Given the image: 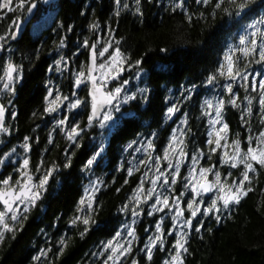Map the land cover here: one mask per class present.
I'll return each mask as SVG.
<instances>
[{"label": "snow or ice", "instance_id": "obj_1", "mask_svg": "<svg viewBox=\"0 0 264 264\" xmlns=\"http://www.w3.org/2000/svg\"><path fill=\"white\" fill-rule=\"evenodd\" d=\"M196 2L205 6L211 5L213 17L219 10L222 15L238 25L237 31L229 38L230 42L221 54L219 63L203 80V84L213 93L200 100L198 119L204 118L207 138L203 141V146L194 144L192 149H189L192 129L188 127L189 114L184 112L176 126L171 128L167 142L161 150L162 154H156L155 140L159 136V125L150 135L137 133V139L129 142L124 149L127 152L139 143L136 152H143L145 157L137 161L133 154V158L127 161V176L124 183L127 184L128 177L134 173L141 172L142 167L145 170L141 172L138 183L117 211L125 215L130 211L134 218L145 211L150 217H153L154 213H161L154 230L145 229V232H151V235L140 251L148 261H151L153 249L159 246L163 250L165 247V231L169 235L174 234L173 249L168 250L169 257L165 258L163 264H185L184 254L189 251L187 244L190 231L194 229L196 233H200L203 230L206 221L202 217L214 214L216 222H221L224 218L223 213H230L232 207L240 204L242 198L253 190L251 187L253 176H258L264 170V0H196ZM114 4L117 6L114 9L117 17L121 12V4L123 9L130 8L128 0H114ZM132 5L134 7H131V10L142 15L141 0H132ZM36 7L37 0H0V9L6 10V13L20 12L19 16L12 19L8 29L0 34V134H10L5 113L26 81L24 64L17 63L14 59L16 49L11 47V42H15L20 35L19 21L26 14L32 13ZM172 7L173 10L182 9L185 20L191 23L192 15L184 7V0H173ZM6 13H0V17ZM81 14H84L83 10ZM248 17L251 19L246 20ZM198 18L204 19L205 14L201 12ZM242 21L245 22L241 23ZM63 27V22L58 21L57 28ZM88 27L95 33L99 29V22H91ZM72 28V25H68L67 31H71ZM56 31L54 28L53 32ZM108 31L107 39L97 36L90 42L85 38L83 43L76 47L74 56L82 53L84 49L87 50L86 60L80 62L78 70L73 71L69 68L68 58L64 55H60L47 68L49 72L54 69L58 73H63L67 69L72 73L71 91L68 95L63 94L60 87L51 85L50 80L45 81L42 114L52 118L53 125L65 133V139L76 149L82 147L78 141L87 130L93 129L97 124L106 129L118 128L126 117L133 119L135 116L131 111H123L125 106L131 103L147 105L151 100V89L147 84L143 87H129L131 78L140 81L146 75L143 68L144 55L133 61L122 51L123 38L116 39L111 35L115 31L112 28ZM64 45L65 38L61 37L57 47L62 48ZM39 48L38 45L35 50L37 58ZM158 51L167 55L172 49L161 47ZM5 52L7 55L3 54ZM126 70H131L133 77L124 79L122 73ZM161 70H165V66H161ZM237 83L245 89L246 94L242 98L234 88ZM197 89V84H188L187 87L181 85L180 97L165 96L168 106L164 110L163 120L175 119L181 111L180 105L195 99V95L199 94ZM84 90L86 95L80 96L79 92ZM5 96L8 97L7 105L2 102ZM173 99L176 103H173ZM229 106L239 111L241 125L247 132L246 136L242 137L240 132L232 136L229 123L225 119ZM65 109L71 115L63 114ZM84 110L88 113L87 123L83 127L79 121L72 123V118ZM57 113H61L62 118L54 115ZM11 115L15 118L18 113L12 111ZM254 116L260 121L258 130L253 124ZM147 126L150 127V123ZM103 141L102 136L99 147L93 144L95 150L81 164L79 171L81 175L85 173L89 175V183L76 202L74 215L67 221L70 227L78 229L81 239L94 226L99 227V221L95 217L103 205L97 202L96 193L106 185L100 177L97 176L95 179L91 177L94 167L99 166L103 159L105 151ZM48 142L53 143L51 132ZM19 147L23 148L22 156L18 155L16 145L0 155V165H6L9 160H15L18 165L12 173L0 179L2 205L0 243L4 242L8 233L13 234L15 239V234L19 230L17 225L22 229L23 221L28 219V214L33 209L42 210L45 199L55 197L74 179L71 170L75 152L72 148H65L63 163L54 161L45 167V161L41 159L33 170L28 156L32 148L30 137L24 136ZM204 159L212 163L204 166L201 162ZM162 164L166 166L162 168ZM185 166L187 172L182 174L181 169ZM122 168L124 164H120L115 170L120 171ZM221 168L226 171L222 172ZM233 170L238 171V177L233 176ZM209 175L212 179H209ZM60 176L64 177L63 181L59 179ZM145 181L149 185L147 188ZM116 191L119 192L121 189L117 188ZM205 194H212L211 199L209 200ZM186 212L190 214L186 215ZM198 213L201 215L198 216ZM169 214L171 227L165 230L163 224ZM194 218L199 220V224L195 223ZM134 225L135 219L129 224H121V230H117L107 242H103L94 255H99L103 264H122V258L128 257L133 250L134 242L138 239ZM81 226L82 230H79ZM211 230L208 229L209 232ZM69 242L70 237L64 234L57 238L56 245L59 247L56 259L65 253ZM52 250L53 246L49 244L47 248H41L32 260L38 261L41 257H47ZM130 264H138L137 259L132 257Z\"/></svg>", "mask_w": 264, "mask_h": 264}, {"label": "trees", "instance_id": "obj_2", "mask_svg": "<svg viewBox=\"0 0 264 264\" xmlns=\"http://www.w3.org/2000/svg\"><path fill=\"white\" fill-rule=\"evenodd\" d=\"M39 2L40 11L37 21L41 23L34 24V27L40 26V29L34 34L26 33L19 41L11 44V47L16 49L14 59L17 63L24 64L26 81L10 106L8 117L10 134L5 136L7 145L0 149V155L16 145L18 155L22 156L23 148L19 145L27 135L32 145L28 156L35 170V165L41 159L45 161V167L54 161L63 163L65 151L62 150L65 143V148H72L75 152L71 170L74 179L66 184L55 197L45 199L43 203V206L46 205L45 209H33L28 214V219L23 221L22 229L17 225L19 230L15 234V239L13 234H6L4 242L0 243V264H49L50 261L51 264H90L88 257L91 246L108 234V231L112 229L110 224H113L115 230L122 220L131 214L129 211L125 215L117 209L131 194L138 180L133 174L128 177V183L125 184L126 168H122L117 173L115 169L118 167L119 160L124 162V153L117 145H114L113 188L107 187L108 183H104L106 186L96 194L97 202L103 205L102 210L95 217L99 221V227L94 226L81 239L78 229L67 224L74 215L76 202L81 196L79 169L87 157L85 145L89 137L83 135L82 147L76 149L67 140L62 141L60 132H57L58 137L54 139L51 148L48 147L49 116L42 114L45 81L50 80L51 85L60 87L65 95L70 93L72 81L66 78L65 70L63 73H58L54 69L49 72L48 65L60 55L66 56L72 63L79 65L81 61L86 60L87 50L84 49L82 53L74 56L76 47L81 45L85 38H88L90 42L97 36L107 39L109 28L114 29L111 35L116 39L123 38L122 51L133 61L141 55L145 57L143 68L146 70V80L153 88L152 98L145 112L154 115L152 120L156 121L160 101L166 91L159 84H178L183 80L187 84H197L198 88H206L203 80L219 63V58L238 25L222 15L219 10L213 17L211 5L197 4L196 0H186L184 5L192 15L191 23L185 20L182 9L173 10V0H141L142 15L131 10L134 6L132 0H128L130 8L123 9L121 4L118 17L114 14V9L117 7L114 0H52L48 3L39 0ZM47 11L48 14L41 20ZM201 12L205 14L204 19L198 18ZM0 13H6V10L0 9ZM19 15L20 12L16 11L0 17V34L5 32L12 19ZM58 21L63 22V28H57ZM96 21L99 22V29L93 33L88 25ZM68 25L73 26L71 31H67ZM54 28L57 29L56 32H53ZM61 37L65 38V45L58 48ZM38 45L40 46L39 58L35 51ZM161 47H169L172 52L167 55L160 53L158 49ZM4 55L7 53L5 52ZM158 64L165 66V70H161L160 65L157 67ZM130 71L126 70L122 76L124 77ZM7 99V96L3 97L2 102L7 104ZM133 107L138 110L137 104H133ZM198 107L200 106H197L195 100V119L192 120L195 131L194 144L203 146V141L207 138L205 135L207 125L203 118L198 119L200 116ZM233 110L231 108L225 114L232 136L239 132L238 114L235 115ZM12 111L18 113L17 117H12ZM79 114L78 119L72 118V123L81 121L83 127L87 110ZM138 121V119H126L115 133V142L123 143L124 140L131 138L134 131L140 127ZM154 125L155 123L152 124ZM17 167L16 163L13 166L0 165V179L12 173ZM59 179L63 181L64 177L60 176ZM147 187L148 182L145 183V188ZM251 187L253 190L242 198L240 204L231 209L230 213L224 214V220L218 227L213 226L214 223L208 219L200 233L192 230L187 244L189 251L184 254L185 264H264V170L258 176H253ZM117 188L121 191L117 192ZM154 217L156 215L150 217L142 214L143 225H151ZM209 228L212 229L210 232ZM79 230H82V226ZM62 234L70 237V242L65 253L56 259L55 255L59 247L56 245V240ZM49 244L53 246L52 252L47 257L33 261L32 257L38 255L41 248H47ZM162 254L163 252L158 248L153 251L151 261L140 254H137V261L139 264H161L162 258H166ZM128 262V258L122 260V264H128Z\"/></svg>", "mask_w": 264, "mask_h": 264}, {"label": "rangeland", "instance_id": "obj_3", "mask_svg": "<svg viewBox=\"0 0 264 264\" xmlns=\"http://www.w3.org/2000/svg\"><path fill=\"white\" fill-rule=\"evenodd\" d=\"M41 2H43V3H48V2H51L52 0H40ZM38 23V22H37ZM41 23V22H40ZM40 23H38L37 25H39ZM36 24V23H35ZM40 29V26L39 27H34V26H31L30 28H29V32L30 33H32V34H34L35 32H37L38 30ZM78 66L79 65H75L74 64V70L73 71H75V70H78ZM124 73H122V75H123ZM130 77H133V72L132 71H130L129 73H127V75H124V79H130ZM71 79H72V75H71ZM132 85H133V87L134 86H140V87H143L145 84H144V81H143V79L142 80H140V81H137V79H135V78H131L130 79V85H129V87H132ZM113 87H115V85L113 84L112 85ZM66 114H67V112H66ZM78 117V116H77ZM82 118H83V115H82ZM87 123V115L86 116H84V125ZM111 131H112V129H106V128H101L98 124L96 125V126H94V128L93 129H89V130H87L86 132H85V134L84 135H86V136H88V137H91V141L93 142L92 143V145H91V147H90V149H89V154L91 155L92 154V151H94L95 150V147H99V145H100V142H101V137L103 136L104 137V141H103V143H104V145H105V143H106V140H107V137H108V135L111 133ZM93 138H95V139H93ZM93 144L95 145V147H93ZM95 177H96V173H93V175H92V179H95ZM88 183H89V178L85 181V183H84V188H85V186H87L88 185ZM84 192V191H83ZM199 214V213H198ZM139 216L138 217H132V216H129V217H126L125 219H123L122 220V222L117 226V228H116V230H115V232L117 231V230H121L120 229V225L121 224H129V223H131L132 221H133V219H135V225H134V227L136 228V221H138L139 219ZM154 226H155V224L152 226V227H147V228H145V229H151V230H154ZM146 227V226H145ZM138 229H136V235H138ZM115 232L112 234V236L115 234ZM166 232V231H165ZM167 233V232H166ZM126 234V233H125ZM168 234V233H167ZM149 235H151V232H148V233H146V235L142 238V239H140V240H136L135 242H134V244H137L138 243V245L140 246V248L142 249L143 247H144V243H145V241L148 239V236ZM169 235V234H168ZM112 236H110V237H108V238H106L105 236L103 237V238H101V239H99L98 240V242L96 243V244H93V246H91V248H90V255H89V257H88V262L90 263V264H103V261H102V258L99 256V255H94V253H96L97 251H98V247L103 243V242H107V240H109ZM175 240V239H174ZM173 246V245H172ZM156 248H154L153 249V251L155 250ZM168 251V250H167ZM134 252H135V250H134V245H133V250H132V252L131 253H129L128 254V258H132V257H134ZM142 256H145L144 255V253L142 254ZM166 258H168V257H166ZM124 258H122V260H123ZM131 260V259H130ZM130 260H129V264H130ZM165 260V258H162V261H161V264H163V261Z\"/></svg>", "mask_w": 264, "mask_h": 264}, {"label": "flooded vegetation", "instance_id": "obj_4", "mask_svg": "<svg viewBox=\"0 0 264 264\" xmlns=\"http://www.w3.org/2000/svg\"><path fill=\"white\" fill-rule=\"evenodd\" d=\"M160 85L161 84H159V86ZM162 85H169V84H162ZM79 93L82 94V96H83V91H80ZM148 105H149V103L147 105L140 104V106H141V108L143 110L142 113H141V117H143V119L145 121L146 120H150V122H151L152 117L154 115L148 114V113L145 112L146 110H148ZM129 106H130V104L127 105V106H125V108H128L129 109ZM162 106L163 105H162V101H161L160 102V108H159V110L162 108ZM180 107H181V111H180L179 114H177L175 116V119L178 118V117H180V116H183L184 112H187L188 111L189 103H187V105L181 104ZM56 115H61V113H57ZM156 116H157V114H156ZM240 129H241V131L244 130V128L242 126H240ZM2 137H3V134H0V141L3 142V143H0V146H3L4 145V140L2 139ZM157 139L161 141V137L160 136H158ZM51 146H52V144H50L49 148H51ZM112 146H113L112 143L111 144H105L104 145L105 151H104V154H103V159L101 160V163H100L99 166H95L94 167L96 176L100 177L103 180V182L106 179L108 181V184H109V187L110 188H113V177H114V171H113V169H114V163H113L112 155H111V153H112ZM144 170L145 169L142 167L141 168V172H143ZM141 172H137L136 173V174L139 175L138 178H140ZM181 172L182 173L187 172V168L182 167ZM209 179H212V176L211 175H209ZM205 195L209 198V200L211 199V195L212 194H205ZM110 227L113 228L112 224H110ZM108 229H109V227H108ZM111 232H112V230H111Z\"/></svg>", "mask_w": 264, "mask_h": 264}, {"label": "water", "instance_id": "obj_5", "mask_svg": "<svg viewBox=\"0 0 264 264\" xmlns=\"http://www.w3.org/2000/svg\"><path fill=\"white\" fill-rule=\"evenodd\" d=\"M37 8H38V3H37V7L33 10L32 13L26 14V16L19 21V23L21 24V32H20V35H19V37H18V39L16 41L20 40L23 37L24 33L27 30V27H28L29 23L31 22L32 18L35 16V14L37 12ZM6 115H7V112L5 113V120H6V117H7Z\"/></svg>", "mask_w": 264, "mask_h": 264}, {"label": "bare ground", "instance_id": "obj_6", "mask_svg": "<svg viewBox=\"0 0 264 264\" xmlns=\"http://www.w3.org/2000/svg\"><path fill=\"white\" fill-rule=\"evenodd\" d=\"M186 0H184V5H186V2H185ZM251 17H249V19H250ZM231 109V107L229 106V108L227 109V111H229ZM233 112L235 113V115H236V113H237V109H234L233 110ZM118 132V131H117Z\"/></svg>", "mask_w": 264, "mask_h": 264}]
</instances>
